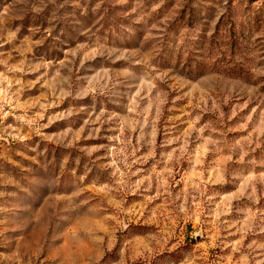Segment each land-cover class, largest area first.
<instances>
[{"label": "rangeland", "instance_id": "374dc122", "mask_svg": "<svg viewBox=\"0 0 264 264\" xmlns=\"http://www.w3.org/2000/svg\"><path fill=\"white\" fill-rule=\"evenodd\" d=\"M0 264H264V0H0Z\"/></svg>", "mask_w": 264, "mask_h": 264}]
</instances>
